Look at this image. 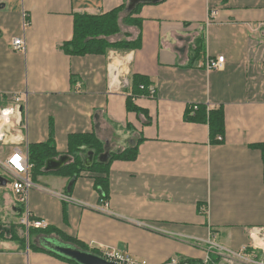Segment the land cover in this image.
Returning <instances> with one entry per match:
<instances>
[{
  "label": "crops",
  "instance_id": "1",
  "mask_svg": "<svg viewBox=\"0 0 264 264\" xmlns=\"http://www.w3.org/2000/svg\"><path fill=\"white\" fill-rule=\"evenodd\" d=\"M129 1L0 0V107L19 111L0 145L10 150L0 153V264H72L30 249L28 233H10L22 209L8 195L3 164L15 151L46 142L50 123L59 157L76 133L95 132L109 151L143 141L135 160L111 162L106 204L94 189L97 173L82 172L68 189L67 178L43 168L47 174L32 180L28 208L46 228L148 264L202 263L206 255L212 264H246L264 254L263 165L250 147L264 143V0L144 2L136 15L140 30L122 26L140 35V49L82 57L61 51L72 39L74 14L102 15ZM16 38L24 39V53L12 49ZM198 38L203 51L190 64ZM218 57L223 68L206 70V60ZM133 75L146 76L154 94L131 95ZM129 95L146 114L126 110ZM197 104L222 106L223 143H210L207 125L183 120ZM43 238L62 242L48 233L34 234L31 243L39 248ZM209 242L245 250L228 259Z\"/></svg>",
  "mask_w": 264,
  "mask_h": 264
},
{
  "label": "trees",
  "instance_id": "2",
  "mask_svg": "<svg viewBox=\"0 0 264 264\" xmlns=\"http://www.w3.org/2000/svg\"><path fill=\"white\" fill-rule=\"evenodd\" d=\"M165 0H158L152 2L153 4L161 3ZM129 2L122 6L113 9L102 15H88V14H74L73 15V36L69 42L62 44L61 51L68 56H85V55H99L106 56L110 51L117 52H130L138 50L141 47V37L138 34L133 38L130 34L122 32V26L135 27L138 30L141 28L142 21L136 18L140 8L145 3L140 2L133 8L129 9ZM150 3V4H152ZM122 34L124 37L121 40L110 41L109 39ZM203 51V41L201 38L196 40V48L193 51L191 62L200 57ZM189 64V65H190ZM143 86V89L139 87ZM150 86V82L146 76L133 75L131 80V95H148L147 88ZM131 95L126 98V110L135 112L137 114H146L142 109L136 107L132 103ZM183 120L187 123L204 124L209 129V140L213 145L223 143L218 142L216 138L218 136L224 138L225 124H224V112L222 106L217 109H209L206 105H193L189 106L184 115ZM143 139H138L132 146H128L123 150L109 151V159L106 163H100L98 156L105 152V146L101 142L95 132L92 133H76L71 134L68 137V152L67 156L71 157L72 161L65 165L60 170L54 172L55 175L62 176L68 179L70 182L74 178V182L79 177L81 172L90 171L97 173L94 177V189L98 192L100 200L106 202L109 195V166L112 161H133L138 154L139 144ZM54 128L52 123L49 125L48 139L44 143L32 144L27 147L28 160L31 165L30 177L31 180H35L36 177L47 174L43 168L48 159H55L59 157L54 146ZM252 149H256L260 152L262 165H263V182H264V143L254 144L250 146ZM89 153L94 154L93 161L90 165L86 164V158ZM73 186V184H72ZM10 233L15 236V225L10 227ZM54 234L63 243L73 245L82 251L90 252L92 254L101 256V252L95 249H89L84 244L76 241L73 238L65 236L60 231L47 227L44 229H29L28 230V246L30 249L36 251H43L49 253L55 257L66 260L72 264H76L71 260H68L60 255L44 249L41 247H34L31 243V238L34 234ZM262 255L258 253L257 259H260ZM192 264H201L195 261H187ZM217 262V260H216ZM212 264V263H209Z\"/></svg>",
  "mask_w": 264,
  "mask_h": 264
},
{
  "label": "built area",
  "instance_id": "3",
  "mask_svg": "<svg viewBox=\"0 0 264 264\" xmlns=\"http://www.w3.org/2000/svg\"><path fill=\"white\" fill-rule=\"evenodd\" d=\"M216 15V11H211L209 14V19ZM209 23V22H208ZM29 25L27 21L26 15L22 14V26L23 29H26ZM262 30L264 31V26H262ZM12 49L17 52H25L26 44L23 38H16L11 43ZM224 57H218L214 59H207L205 68L208 71H219L223 68ZM126 84V83H125ZM143 89V86H140ZM150 95L154 94V88L151 86L148 89ZM14 104L19 105L22 103V99L17 96H13L11 100ZM23 107V105H22ZM15 114H19L18 108H2L0 107V145L4 144L7 141L8 129L14 124V116ZM218 142L223 141V137L218 136L216 138ZM3 167L8 174L9 177V187L11 193L14 197V200L18 206L22 209L21 211V224L23 228H25L28 233L29 229H44L46 228V223L43 220H36L33 218L29 208V192L33 188H36L34 183L30 177V169L31 165L28 160L27 148L25 154H22L19 151H15L3 164ZM101 203L106 204L104 201L100 200ZM264 231V230H262ZM264 233V232H263ZM210 243V242H209ZM210 249H216L217 253L222 256H229L228 259L231 258H242L243 252L245 248L238 253L231 252L221 248L213 243H210ZM209 252V251H208ZM103 258L108 261L115 262L117 264H148L145 261H136L132 259L129 255L117 252L115 250H107L102 252ZM246 264H264V254L260 258V260L253 259H243ZM210 258L206 255L205 259L201 264H209ZM162 264H192L187 261H180L177 258H171L168 261Z\"/></svg>",
  "mask_w": 264,
  "mask_h": 264
},
{
  "label": "water",
  "instance_id": "4",
  "mask_svg": "<svg viewBox=\"0 0 264 264\" xmlns=\"http://www.w3.org/2000/svg\"><path fill=\"white\" fill-rule=\"evenodd\" d=\"M158 0H130L129 9L133 8L136 4L140 2H156ZM109 148L105 146V152L98 156V161L100 163H106L109 159ZM94 154L89 153L86 158V164L90 165L93 161ZM71 160L68 156H60L58 159H48L44 164V170L49 171H57L61 169L65 164L69 163ZM74 182V178L69 182L68 189H70L71 185ZM2 185H6L7 181L3 180L1 182ZM41 246L44 249L52 251L61 257H64L68 260L73 261L76 264H117L115 262H111L106 260L105 258L92 254L90 252L82 251L79 248L60 242L54 238H43L41 239Z\"/></svg>",
  "mask_w": 264,
  "mask_h": 264
},
{
  "label": "rangeland",
  "instance_id": "5",
  "mask_svg": "<svg viewBox=\"0 0 264 264\" xmlns=\"http://www.w3.org/2000/svg\"><path fill=\"white\" fill-rule=\"evenodd\" d=\"M122 30H123V28H122ZM118 36H120V38H118ZM124 37L123 36H121V35H116V36H114V37H112V38H110L109 40L110 41H116V40H121V39H123ZM126 81V80H125ZM124 81V85L123 86H127L128 85V83H127V81L125 82ZM126 83V84H125ZM149 88V87H148ZM147 88V89H148ZM8 147H3V146H0V153L2 154V156L5 154V153H7L8 152ZM10 151V150H9ZM114 151V150H113ZM83 172H86V171H83ZM82 173V172H81ZM9 188V186L7 185V189ZM9 192V191H8ZM11 193V191L9 192V196L11 197V196H13L12 195V193ZM7 211H10V209L9 210H7ZM7 215H8V213H7ZM21 218H22V216L21 217H19V216H16V222H18V225H15V231L17 232L18 230L21 232L20 234L22 235V237L24 236V234H25V238H27V232L26 233H24L23 232V230L21 229V228H23V225L21 224ZM9 219V218H8ZM7 219H6V217H4L3 218V221H6ZM0 221H2V219L0 218ZM1 225H3V224H1ZM21 229V230H20ZM23 232V233H22ZM3 234V233H2ZM1 234V235H2ZM31 242H32V238H31ZM101 257H103V255H102V253H101ZM223 258H225V257H223ZM178 259V258H177ZM178 260H180V261H184V260H182V259H178ZM233 264H235V263H233Z\"/></svg>",
  "mask_w": 264,
  "mask_h": 264
}]
</instances>
